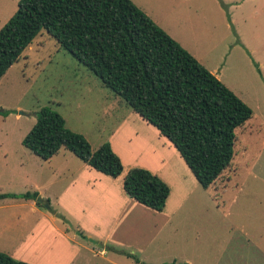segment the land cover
I'll use <instances>...</instances> for the list:
<instances>
[{"label": "rangeland", "instance_id": "1", "mask_svg": "<svg viewBox=\"0 0 264 264\" xmlns=\"http://www.w3.org/2000/svg\"><path fill=\"white\" fill-rule=\"evenodd\" d=\"M18 1L0 0V29L16 12ZM131 1L208 71L224 67L222 82L232 85L251 108L252 118L235 130L230 165L203 189L165 137L42 30L0 79V110L6 112L0 113V194L30 192L18 179L17 157L29 154L21 141L36 114L50 108L63 117L66 128L82 134L93 147L114 141L124 155L123 172L145 168L171 193L162 212L130 200L123 234L115 233L114 241L105 243L89 240L74 264H264V73L260 75L257 67L252 73L243 59L242 81L223 64L230 47L240 45L228 15V3L237 0ZM150 149L160 161L153 169L148 164L158 159L148 156ZM22 204L0 203V252L24 261L43 237L21 244L19 235H27L41 221L32 204ZM37 208L47 212L49 206ZM63 224L43 221L38 229L59 234L65 227L72 234L70 224ZM50 244L43 252L59 250Z\"/></svg>", "mask_w": 264, "mask_h": 264}, {"label": "trees", "instance_id": "2", "mask_svg": "<svg viewBox=\"0 0 264 264\" xmlns=\"http://www.w3.org/2000/svg\"><path fill=\"white\" fill-rule=\"evenodd\" d=\"M42 30L165 137L203 189L230 165L235 130L252 117L251 108L131 0H19L0 29V79ZM21 143L43 160L65 148L107 176L123 172L110 143L92 150L50 108L36 114ZM122 186L129 198L156 212L170 195L165 182L140 167L127 171ZM0 264L30 263L0 252Z\"/></svg>", "mask_w": 264, "mask_h": 264}, {"label": "crops", "instance_id": "3", "mask_svg": "<svg viewBox=\"0 0 264 264\" xmlns=\"http://www.w3.org/2000/svg\"><path fill=\"white\" fill-rule=\"evenodd\" d=\"M228 5L230 24L235 28L240 45H232L230 47V52L225 55L226 59L223 64L226 63L228 71L231 72L233 69L236 75H240L239 77L242 78V81L244 70L239 67V62L243 59L252 73L256 67L255 65H257L258 69H255L262 75L264 73V0H237L229 2ZM235 49L241 51L234 52L233 50ZM230 64L232 66L229 68ZM223 71L224 67L216 68L212 71V74L222 82L220 75ZM247 74L250 78L254 77L250 72H247ZM231 83L234 84L233 82ZM224 84L232 92L234 91L233 87H231L232 85ZM234 85H237V83ZM241 85L245 84L242 83ZM256 87L258 94L261 86L257 85ZM122 125H119L120 127L118 126L117 130ZM114 138L116 139V136ZM109 142L113 151L123 161L124 155H122L121 150L114 141L110 139ZM91 148L96 150L98 147L91 145ZM28 153L30 155L23 154L24 156L17 157L20 170L18 179L21 181L22 178L25 190H30V192L27 191L26 193L36 192L38 194L39 198H41V204L49 206L48 211H42L37 208L36 201H32V199H0V203L21 200L23 201L22 205H25V203L32 204L33 212L40 216L39 219L41 218L40 223L37 226L35 225L27 235L26 233L19 235L23 246L27 245L31 239H37L39 236L43 237L38 240L36 248L33 251H29L33 254L25 255L22 260L30 264H74L82 250L87 247L89 240L98 239L105 243L111 240L114 241L115 233L117 235L123 234L122 226L130 220V212H127V206L129 209L130 200H133L123 190L125 169L116 178L107 176L91 168L65 148H61L58 153L48 160H43L30 151ZM148 156H156L158 159L156 152L152 149L148 151ZM28 160L30 161L28 162ZM148 165H150L149 168L153 169L160 165V161L158 159L154 164ZM188 171L190 172L189 169ZM165 180L168 182L167 179ZM182 198L180 196L176 204ZM59 216H62L66 223L73 228L72 234L65 227L56 232L59 234L39 231L38 228L43 221L56 223L57 220H60L63 224ZM53 243L56 249L59 248L58 251L43 252L44 245H52ZM31 257L33 258L31 259Z\"/></svg>", "mask_w": 264, "mask_h": 264}, {"label": "water", "instance_id": "4", "mask_svg": "<svg viewBox=\"0 0 264 264\" xmlns=\"http://www.w3.org/2000/svg\"><path fill=\"white\" fill-rule=\"evenodd\" d=\"M40 200H41V199L39 198V199H38V202H39ZM47 206H48V205H47Z\"/></svg>", "mask_w": 264, "mask_h": 264}]
</instances>
